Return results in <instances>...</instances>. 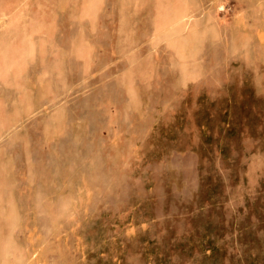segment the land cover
<instances>
[{"label": "rangeland", "instance_id": "374dc122", "mask_svg": "<svg viewBox=\"0 0 264 264\" xmlns=\"http://www.w3.org/2000/svg\"><path fill=\"white\" fill-rule=\"evenodd\" d=\"M0 264H264V0H0Z\"/></svg>", "mask_w": 264, "mask_h": 264}]
</instances>
